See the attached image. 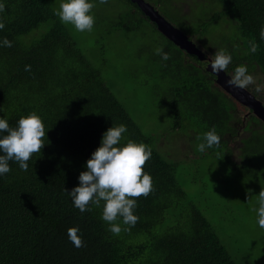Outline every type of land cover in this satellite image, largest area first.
Masks as SVG:
<instances>
[{
  "label": "trees",
  "instance_id": "1",
  "mask_svg": "<svg viewBox=\"0 0 264 264\" xmlns=\"http://www.w3.org/2000/svg\"><path fill=\"white\" fill-rule=\"evenodd\" d=\"M56 2L0 0L4 5L0 40L12 41V47H0V116L15 127L22 116L36 112L45 124L44 146L33 153L28 170L9 161L11 171L0 177V264H242L234 259L197 199L184 190L175 165L155 149L154 139L116 96L114 81L95 65L93 56L86 55L74 27L55 15ZM215 3L223 9L212 21L233 15L230 29L236 25L235 40L224 43L230 47L226 50L232 62L222 72L235 74L237 66L247 65L252 75L258 72L264 80V40L259 35L264 0ZM115 7L126 9L118 19L108 20L113 32L128 26L149 32L152 25L153 37L170 54L163 61L154 53L148 66L159 82L154 91L163 116L175 120L173 129L187 127L201 141L214 128L220 143L203 152V157L221 156L222 150L232 154L229 138L236 137V125L244 124L239 102L213 82L199 59L163 36L130 0H118ZM207 30L201 25L191 38L205 36ZM106 35L110 38L109 32ZM252 40L259 44L256 53L248 52ZM26 65L30 70H25ZM113 124L127 126L121 143L131 139L152 150L144 168L153 178V190L147 197L136 198L134 226L118 218L119 234L110 232L101 219L103 201L100 207L82 213L65 192L79 184L80 173ZM245 131L240 163L233 162L231 155L227 160L241 175L246 171L254 184L261 181L264 189V123L251 113ZM70 227L79 228L83 247H75L68 239Z\"/></svg>",
  "mask_w": 264,
  "mask_h": 264
},
{
  "label": "rangeland",
  "instance_id": "2",
  "mask_svg": "<svg viewBox=\"0 0 264 264\" xmlns=\"http://www.w3.org/2000/svg\"><path fill=\"white\" fill-rule=\"evenodd\" d=\"M56 1L59 6V0ZM145 1L190 39L193 31L206 25L208 30L205 36L197 34L192 40L209 57L216 50L230 48L224 44L225 41L235 40L233 33L236 25L230 29L233 15L212 21V17L223 9L215 0H170L171 4L165 0ZM116 3L118 0H108L106 4L97 0L92 10L96 18L93 31L78 32L74 28V33L81 40L80 46L89 58L93 56L96 66L103 68L106 78L114 81V93L143 131L154 139L155 149L175 165L184 190L197 199L199 207L234 259L242 264H264V228L256 225L255 213L250 210L256 203V195L263 189L259 184L261 181L254 184L248 180L246 171L241 175L227 160L228 155H231L233 162L240 163L241 139L248 132L239 131L236 138H229L232 154L222 150L221 156L212 154L204 158L205 154L197 148L201 142L197 139L198 134L183 126L173 129L175 120L169 115L163 116L159 98L154 91L159 82L152 77L148 66L155 53L154 49L160 46L159 39L153 37L154 27L149 25V32H141L129 26L113 32L107 25L108 20L118 19V14L126 9L116 8ZM108 32L110 38L106 35ZM146 33H150V37ZM156 36L164 40L158 34ZM253 76L254 81L246 89L253 95L260 96V92H264V86L257 94H254L256 92L253 89L261 87L260 81L264 80L258 72ZM258 100L264 102V98ZM241 106L237 105V109L246 123L251 113L248 108ZM240 127L242 125L238 126Z\"/></svg>",
  "mask_w": 264,
  "mask_h": 264
},
{
  "label": "clouds",
  "instance_id": "3",
  "mask_svg": "<svg viewBox=\"0 0 264 264\" xmlns=\"http://www.w3.org/2000/svg\"><path fill=\"white\" fill-rule=\"evenodd\" d=\"M98 2L106 4L108 0ZM96 3L97 0H59L55 15L63 24L73 26L78 32H92L96 23L92 10ZM3 7L0 3V11ZM3 28V23H0V30ZM259 35L264 40V25L261 26ZM0 47H12V41L4 37L0 40ZM258 48L259 44L255 40L248 42L249 53H256ZM154 51L163 61L170 59L169 52L163 46L156 47ZM210 57V67L216 74L226 72L232 62L231 53L225 49L216 50ZM30 68V65L25 66L26 71ZM234 73L227 80L230 86L246 88L254 81L247 65L237 66ZM126 132L125 124H113L108 128L102 136L100 146L88 159L86 170L80 173L79 184L71 190L65 188L74 207L82 213L91 211L94 206L100 207L103 201L101 219L108 224V230L113 234H119L122 230L117 222L118 218H122L125 225L134 226L137 223L136 198L147 197L153 190V178L144 168L151 158L152 150L144 143L131 139L121 143ZM44 136L45 124L36 112L22 116L15 127L10 126L7 118L0 116V177L11 171L9 161L17 162L22 170L27 171L28 161L33 153L40 152L44 146ZM219 143L220 136L213 128L203 134L197 148L198 151L205 152ZM250 199L251 196L249 201ZM250 210L255 213L256 225L264 228V189L256 195V203ZM79 231L78 227L67 230L68 239L77 248L84 246Z\"/></svg>",
  "mask_w": 264,
  "mask_h": 264
},
{
  "label": "water",
  "instance_id": "4",
  "mask_svg": "<svg viewBox=\"0 0 264 264\" xmlns=\"http://www.w3.org/2000/svg\"><path fill=\"white\" fill-rule=\"evenodd\" d=\"M136 4L143 15L147 17L153 24L156 25L158 31L165 36L168 40L173 42L182 51L190 56H195L200 60L208 69L210 78L213 82L220 86L227 94L233 99L238 101L241 105L251 110V113L262 123H264V102L255 98L248 89L230 86L227 80L230 79L229 74L220 72L219 74L213 73L210 67L211 58L205 51L190 39L183 31L172 25L165 19L160 12L145 0H130Z\"/></svg>",
  "mask_w": 264,
  "mask_h": 264
},
{
  "label": "flooded vegetation",
  "instance_id": "5",
  "mask_svg": "<svg viewBox=\"0 0 264 264\" xmlns=\"http://www.w3.org/2000/svg\"><path fill=\"white\" fill-rule=\"evenodd\" d=\"M133 4V3H132ZM134 5H136V4H134ZM136 7L139 9V7L136 5ZM140 10V9H139ZM141 11V10H140ZM157 28V27H156ZM260 78H262V76L260 75ZM260 81V80H259ZM260 83L262 84V86L261 87H254V91L256 92V93H254V94H257L260 90H261V88L264 86V82L263 81H260ZM251 93V92H250ZM252 94V93H251ZM253 95V94H252ZM260 96H255V95H253L255 98L257 97V99H263L264 98V92L263 91H261L260 92V94H259ZM238 126L239 125H236L235 127L237 128V130H238V132H237V134L239 133V131H244L245 132V129H246V123H244L243 125H242V127H240V128H238ZM247 132V131H246ZM237 134H236V136H237ZM232 138V137H231ZM234 138H236V137H233L232 139H234ZM243 139V138H242ZM242 139H241V143H242Z\"/></svg>",
  "mask_w": 264,
  "mask_h": 264
}]
</instances>
